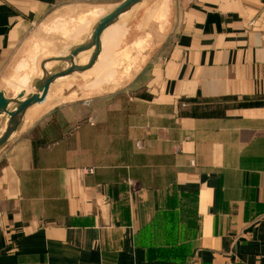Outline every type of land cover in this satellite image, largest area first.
<instances>
[{
	"label": "crops",
	"instance_id": "obj_1",
	"mask_svg": "<svg viewBox=\"0 0 264 264\" xmlns=\"http://www.w3.org/2000/svg\"><path fill=\"white\" fill-rule=\"evenodd\" d=\"M125 1L0 0V92L69 69ZM101 46L0 148V264H264V0H142ZM124 52L131 94L92 91Z\"/></svg>",
	"mask_w": 264,
	"mask_h": 264
},
{
	"label": "water",
	"instance_id": "obj_2",
	"mask_svg": "<svg viewBox=\"0 0 264 264\" xmlns=\"http://www.w3.org/2000/svg\"><path fill=\"white\" fill-rule=\"evenodd\" d=\"M140 1L142 0H126L125 3L121 5L116 11L100 20L94 30L91 41L87 45H83L76 48L68 57L57 59L63 62H70L71 66L69 67V69L59 73H49L46 71L45 67H43L44 77L35 84V90L33 94L26 98L24 101H20L23 96H20L19 99L16 100L8 99L5 97L4 93L0 92V116L4 114L9 116V122L7 124L6 130L4 134L0 136V148L16 132L27 109L39 101L41 95L45 92L46 89L49 88V86L53 82L76 72H86L94 67L98 57L101 54V36L104 31L110 26H112L122 14L129 11L134 5H136ZM92 49H94V52L88 65L83 67L77 66L75 64V58L78 57L81 53ZM12 103H15L17 106L14 111H9L8 108Z\"/></svg>",
	"mask_w": 264,
	"mask_h": 264
},
{
	"label": "rangeland",
	"instance_id": "obj_3",
	"mask_svg": "<svg viewBox=\"0 0 264 264\" xmlns=\"http://www.w3.org/2000/svg\"><path fill=\"white\" fill-rule=\"evenodd\" d=\"M130 38V37H129ZM121 39H123V35L119 36L117 38V40L115 41L116 43H119L121 41ZM139 49H142L141 47L138 46ZM116 54V55H115ZM140 54V58L142 59V54H144V52L139 51ZM115 57L114 59H116L117 61L115 63L119 64L120 61H122V67H107V74H108V83H102V84H97L96 86H92L91 90L92 91H99L100 89H103V86L106 88V92L107 93H115L119 92V91H123L124 95L123 97H128V95L131 94V92L129 91L130 87H131V82L133 81V77L136 75V73L138 71H142V69L138 68L136 64V62H131V55L130 53L124 52V53H114ZM113 55V56H114ZM112 64L114 63L113 61L111 62ZM142 62H139V64ZM133 65V66H132ZM64 64L62 63H57L56 66L54 67V69H61L63 68ZM122 99L119 98L118 101H120ZM118 102L113 101V103H111V107H115V105H117Z\"/></svg>",
	"mask_w": 264,
	"mask_h": 264
},
{
	"label": "built area",
	"instance_id": "obj_4",
	"mask_svg": "<svg viewBox=\"0 0 264 264\" xmlns=\"http://www.w3.org/2000/svg\"><path fill=\"white\" fill-rule=\"evenodd\" d=\"M93 171L92 169L90 170V172Z\"/></svg>",
	"mask_w": 264,
	"mask_h": 264
}]
</instances>
